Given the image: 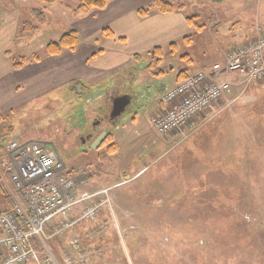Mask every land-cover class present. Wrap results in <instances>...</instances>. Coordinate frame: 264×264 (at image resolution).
Listing matches in <instances>:
<instances>
[{
  "label": "rangeland",
  "instance_id": "374dc122",
  "mask_svg": "<svg viewBox=\"0 0 264 264\" xmlns=\"http://www.w3.org/2000/svg\"><path fill=\"white\" fill-rule=\"evenodd\" d=\"M171 1L183 5L176 11L201 15L200 25L210 22L216 29L210 34L206 26L201 27L193 43L166 51L170 57L164 50L160 57L166 55L167 65L153 57L137 64L135 79L142 83L136 90L155 88L132 102L141 113L156 106L164 91L174 86L178 66L189 65L182 55L193 59L188 68L211 58L223 61L219 46L246 40L256 25V6L249 10L244 0ZM79 2L54 0L46 6L38 0H0V74L11 66V58L25 59L27 66L52 56L45 53L46 46L76 29L74 23L81 17L72 9ZM38 9L46 14L39 33L30 41L20 40L25 21L38 23L34 15ZM261 12L263 22V6ZM34 54L40 59H34ZM59 93L67 94L65 89ZM229 101L231 105L211 120L196 117L193 130L179 144H166L142 115L139 125H134L128 111L123 113L116 121L118 130L123 134L135 130L148 140L130 146L137 138L130 135L121 141L134 150L121 173L123 161L104 164L105 144L95 149L80 143L81 131L70 120L69 108H76L75 100L19 102V109L5 113L0 122V145L2 140L6 144L11 140L46 142L58 150L67 166H89L97 178L100 173L101 186L117 182L111 191V206L104 205L96 220L77 224L75 232L83 247L95 251L87 264H264V82L243 93L236 88ZM97 161L103 162L100 167L94 166ZM70 236H58L48 247L58 255V245Z\"/></svg>",
  "mask_w": 264,
  "mask_h": 264
},
{
  "label": "crops",
  "instance_id": "0c3cea01",
  "mask_svg": "<svg viewBox=\"0 0 264 264\" xmlns=\"http://www.w3.org/2000/svg\"><path fill=\"white\" fill-rule=\"evenodd\" d=\"M244 1V7L249 10L256 6L255 27L264 25V21L261 22V6L264 8V1ZM152 2L153 0H109L104 9H94L88 15L79 18L78 21L74 20V22L76 21L74 25L80 36V42L74 50L67 49L59 55L44 57L41 62L24 66L21 69H15L12 63L6 71L0 74V122L3 120L5 113L18 110L19 102L23 100H75V106L73 107L76 108H69L73 113L70 120L72 125L74 127L78 125V129L81 131L80 143L82 145L87 143L92 145L95 139L104 131L105 121L95 128H92L93 123L95 120H101L105 114L108 116L111 114L114 99L127 95L134 102L138 98L142 99L146 93H152L155 89L153 85H150L152 87H149L146 92L136 90L137 85L142 83L140 79H135L140 68L137 64L140 66L145 60L149 61L152 56L148 53L156 47H161L162 52L165 50L166 53V51L176 49L179 44H188L183 38L196 32L195 28L188 22L187 15L185 16L182 11L162 13L156 9H151L146 16H141L138 10L150 6ZM218 20L221 22L222 18L218 17ZM255 27L247 32L246 35L250 36L246 40L236 44L219 46L221 56L224 58L228 47L232 48L247 41L256 40L258 32ZM105 28L113 33V37L103 34ZM215 29L210 25V22L205 27L206 33H210L212 30V32H215ZM212 37L215 39L214 36ZM251 37H255V39L252 40ZM172 44L174 46H171ZM166 55L160 57L161 61H158L156 57L153 58H156L158 64L162 65L169 62L164 59ZM168 57H170L169 54ZM181 57L186 58L189 65L187 67L184 65L178 66L181 69L175 77L176 82L180 77L201 68H208L216 62V59L211 58L202 60L198 63L197 68H188L190 64H193V59L190 58L189 54H184ZM180 61L183 62L181 59ZM157 69L159 72L162 70L159 67ZM182 72L183 75H180ZM62 89H65L67 94L59 93ZM132 102L123 113L128 111L127 115L131 117L134 125H139L140 115H142L144 121L147 119L150 123L153 131L152 117L160 114L165 107L159 102L156 106H152L148 110L145 109V111L143 110L144 113H141V110L136 108V103L133 104ZM70 104L71 101H69ZM213 112L214 109L211 108L199 118L202 120L209 119ZM123 113L116 119L113 118L114 122L107 126L110 130L108 135L97 146L98 149L105 144L104 152L106 156L103 160L106 166L112 164L113 159L119 162L123 161L119 169L120 173L124 172L125 166L134 155L132 153L134 150L130 148L131 144L133 145L138 140H148L141 132L132 130L128 134H123L118 130L119 127L116 121ZM84 120L86 122L82 125L81 123ZM194 123L195 120L189 127L187 126L188 123L187 127L183 129V134L171 132L161 135L167 140L166 144H179L183 141V136L188 135L186 132L193 130ZM153 132L155 133V131ZM130 135L137 136L128 147L131 152H129L127 146L121 143ZM32 141L36 140L30 142ZM41 143L48 146L61 158L54 146L46 142ZM5 144L2 140L0 145V167H2L1 158L4 154ZM102 163L97 161L94 166L100 167ZM91 166L93 165L91 164ZM71 167L74 168L75 172L80 171L93 188H103L115 183V181H108L101 186L99 183L101 174L99 173L97 178L96 170L89 166ZM138 173L139 171L136 174ZM13 190L15 191L14 184L9 176H6L5 181L0 179V203L3 207L13 206ZM49 228V231H51V225H49ZM63 247H68L67 239L63 241L62 245H58L59 249Z\"/></svg>",
  "mask_w": 264,
  "mask_h": 264
},
{
  "label": "built area",
  "instance_id": "2783aa9c",
  "mask_svg": "<svg viewBox=\"0 0 264 264\" xmlns=\"http://www.w3.org/2000/svg\"><path fill=\"white\" fill-rule=\"evenodd\" d=\"M256 31V40L232 47L222 62L190 73L165 90L160 97L165 108L152 117L153 131L183 134L189 122L209 109L215 116L230 106L236 88L243 93L263 82L264 25ZM1 166L0 179L9 176L15 191L12 207L0 203V264H87L95 251L83 247L77 224L96 220L104 205L111 206V191L117 185L91 187L80 171L37 141H9ZM54 218L57 221L51 222ZM67 234L68 247L55 255L49 241Z\"/></svg>",
  "mask_w": 264,
  "mask_h": 264
},
{
  "label": "trees",
  "instance_id": "16d2710c",
  "mask_svg": "<svg viewBox=\"0 0 264 264\" xmlns=\"http://www.w3.org/2000/svg\"><path fill=\"white\" fill-rule=\"evenodd\" d=\"M42 3H45L46 6H49L54 0H38ZM215 2H219L222 0H211ZM109 0H80L78 6L74 7L72 9L73 13L77 17H82L85 15H88L93 9H104ZM151 9H156L162 13H171L176 10H182L183 5H176L173 3L171 0H153L152 4L148 7L141 8L139 10V13L141 16H146ZM39 10V9H38ZM35 19L38 21L36 24L32 20H27L22 24L21 31L18 35V38L20 40H32L34 39L37 34L39 33V24L43 23L46 18V14L43 10H39V12L35 13ZM201 17V15H187L186 18L188 22L195 28L196 31H198L201 27L206 26L200 25L198 23V18ZM103 34L108 37H113V33L108 29L105 28L103 29ZM186 42L192 43L195 39L194 34H189L183 38ZM80 42V36L79 32L76 29H71L65 33L59 38V40L51 41L47 44L45 53L47 55H59L61 54L64 50H74L77 45ZM171 46H174L172 44ZM162 48L161 47H156L152 49L148 54H150L152 57H156L158 61H161L160 56L162 55ZM156 55V56H155ZM34 59L39 60L40 56L37 54H34ZM12 63L13 67L15 69H21L24 67V63L26 62L25 59L23 60H18L14 61L12 58ZM183 75V72L180 73V75Z\"/></svg>",
  "mask_w": 264,
  "mask_h": 264
},
{
  "label": "water",
  "instance_id": "95a60500",
  "mask_svg": "<svg viewBox=\"0 0 264 264\" xmlns=\"http://www.w3.org/2000/svg\"><path fill=\"white\" fill-rule=\"evenodd\" d=\"M132 102V99L130 96H120L116 99H114L113 101V110L110 114V117L113 118H117L119 117L125 110L126 107ZM108 129H105L97 139H95V141L92 144V148H97V146H99L103 140L106 138V136L108 135Z\"/></svg>",
  "mask_w": 264,
  "mask_h": 264
},
{
  "label": "flooded vegetation",
  "instance_id": "af4514ba",
  "mask_svg": "<svg viewBox=\"0 0 264 264\" xmlns=\"http://www.w3.org/2000/svg\"><path fill=\"white\" fill-rule=\"evenodd\" d=\"M110 117V115L108 116L107 114H105L104 115V117H102V119L101 120H95V122L93 123V127L92 128H95V127H97V125H101V123L103 122V121H105V126H103V128H104V130L105 129H109L107 126H109V125H111V123H113L114 121H113V119H111V118H109ZM99 118V117H98Z\"/></svg>",
  "mask_w": 264,
  "mask_h": 264
}]
</instances>
